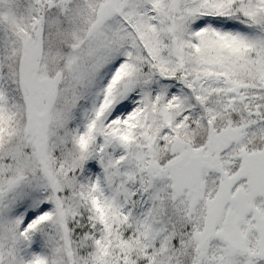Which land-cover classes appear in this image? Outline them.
Masks as SVG:
<instances>
[{"label": "snow or ice", "instance_id": "1", "mask_svg": "<svg viewBox=\"0 0 264 264\" xmlns=\"http://www.w3.org/2000/svg\"><path fill=\"white\" fill-rule=\"evenodd\" d=\"M0 264H264V0H0Z\"/></svg>", "mask_w": 264, "mask_h": 264}]
</instances>
